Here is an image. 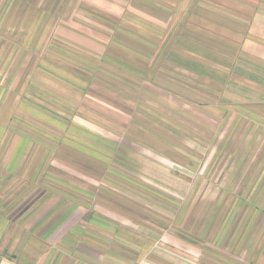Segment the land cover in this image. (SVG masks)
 Returning <instances> with one entry per match:
<instances>
[{
  "label": "crops",
  "instance_id": "crops-1",
  "mask_svg": "<svg viewBox=\"0 0 264 264\" xmlns=\"http://www.w3.org/2000/svg\"><path fill=\"white\" fill-rule=\"evenodd\" d=\"M28 1H21L31 4L28 18L39 21L38 0ZM80 1L123 20L138 18L128 13L157 19L116 3L224 1L227 7L168 8L167 19L202 24L193 27L192 53L170 49V22L151 28L160 33L145 42L154 46L151 60L161 55L163 67L192 78L154 75L152 61L115 43L92 46L83 37L90 29L80 38L68 31L85 48L151 75L135 95L144 114L120 106L119 88L109 92L96 82L105 83L102 77L72 75L53 78L45 89L66 119L49 120L33 106L31 126L21 118L18 95L0 88V264H264V0ZM219 18L223 25L213 21ZM90 21L99 32L117 31ZM120 29L136 38L131 26ZM95 67L103 69V60ZM59 84L70 92L60 94Z\"/></svg>",
  "mask_w": 264,
  "mask_h": 264
},
{
  "label": "rangeland",
  "instance_id": "rangeland-1",
  "mask_svg": "<svg viewBox=\"0 0 264 264\" xmlns=\"http://www.w3.org/2000/svg\"><path fill=\"white\" fill-rule=\"evenodd\" d=\"M21 1L23 0H2L0 6V42H2V40L6 41V43H3L4 45L2 43L0 44V47L3 45V48H0V88H9L16 96L18 95L20 104H22L20 108L24 110L26 114L25 117L21 118L25 124L31 126L33 123L32 120L34 121L32 117V112L34 111L33 106L36 110L37 108L41 109L38 110L41 115L42 111L47 112L49 120L56 119L55 116L57 115V117L61 119H66L65 116H67L68 113L65 109L62 110L60 108L61 102L57 103V98L50 96L45 89L48 90V84L53 78L67 79L73 78L72 75L74 78L102 77V79L106 80L105 83L101 81L96 82H99L101 86L105 87L109 92L115 91L116 87L119 88V91H117L119 94L116 98L122 101L120 106L123 105L125 108H133L136 106V109H134L136 113L137 111L142 114L147 112L144 106H139L135 99V95L139 93L138 90L141 86L143 87L145 81H149L152 78L151 75H149L145 69L142 70L127 66V64L119 60L114 61L109 58L107 59L101 52L99 53V51L97 52L85 48V46L75 40L69 32H75L80 38L82 37V33H87L90 29V35L83 37L90 41L89 43L93 44L92 46L104 48L108 47L111 43H115L112 46L113 48L124 49L127 54L137 56L141 61L147 62L148 60L152 61L150 57L152 55L151 50L154 46L147 45L145 42L153 43L154 39L158 40V35H160L159 31L151 28L164 29L163 22H170L172 28L169 34L170 36H174V41L170 48L172 51L177 49V46H186L192 53L196 46L193 27L202 24L196 23L193 17H180V19L176 18L172 20L167 19L163 15L169 13L168 8L174 12L196 11L209 13L211 11L225 12L227 7L224 1L218 3H211L210 1H193L189 4L154 1L140 4H129L130 2H123L121 4L116 3L115 5L126 13L133 11L130 9V6H134L137 9L150 13L157 19L141 18L134 13H128L138 18L135 19L130 17L131 19L123 20L117 15V17H115V15L109 11L99 9L94 5L96 2L89 4L86 2L83 3L80 0H38L37 3L34 4L36 7L38 5L41 14V18L38 21L33 15L28 18V10L31 4L27 3L25 8V4ZM28 2H32V0ZM183 15L184 13L181 16ZM81 17L96 21V23H99V21L102 22L101 24L104 26L105 30L116 27L117 31L115 34H112L102 32L103 29H100L99 32V28H94L95 26L92 23L89 24L87 22L89 21L88 19H81ZM213 21L217 22V25H223L220 24V21L225 23L223 18ZM121 23L126 27L131 26L136 38L129 35L126 31L122 32L120 29L122 27ZM175 29L176 33L174 31ZM184 29H186V35L182 32ZM202 30H197L196 32L203 33ZM24 32H26V34H23ZM167 41L171 43V37H169ZM167 41L166 43H168ZM163 54H166V52H163ZM169 55L172 57V54ZM119 56L121 57V54H119ZM160 57L161 55L151 62L154 75L161 70H165L169 74L184 75L186 78H192L190 75L180 72L173 67H163ZM105 59L107 60L105 61ZM171 59L172 58L169 59L170 66L172 65L171 63H173ZM101 60H103V69L98 70L95 66L97 63H100ZM71 66L73 67L71 68L72 70L68 69ZM124 78H131L134 85L126 82ZM1 82H4V85H1ZM73 83H75L79 89L84 87V84L80 82L73 81ZM191 83L193 84V82ZM65 89L70 92L67 86L59 84L58 92L60 94L66 93ZM99 91L104 92V90L101 89ZM191 92H193V90H191ZM141 107L143 109H141ZM148 112L151 113L152 109H148ZM50 114H52V116H50ZM61 124L66 125L63 121ZM141 183L145 186L147 184V187L150 188L153 186L145 181ZM204 183L205 182H203V184ZM155 190L159 191L160 188H156ZM159 193H161V191H159Z\"/></svg>",
  "mask_w": 264,
  "mask_h": 264
}]
</instances>
